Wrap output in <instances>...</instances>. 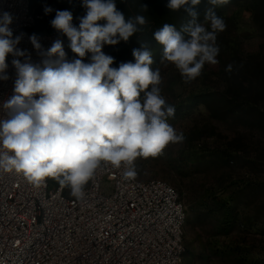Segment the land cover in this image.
Instances as JSON below:
<instances>
[{
    "label": "clouds",
    "instance_id": "clouds-1",
    "mask_svg": "<svg viewBox=\"0 0 264 264\" xmlns=\"http://www.w3.org/2000/svg\"><path fill=\"white\" fill-rule=\"evenodd\" d=\"M228 3L208 0L211 7L205 9L204 19L209 30L198 19L201 0H169L167 7L183 9L187 22L179 30L165 23L153 35L163 46L161 62L174 64L185 83L199 77L206 63H219L217 35L227 25L215 7ZM82 7L86 14L78 27L69 10H57L50 22L67 36L78 58L66 59L60 39L43 50L33 34L30 42L43 57L39 64L17 47L22 36L13 38L12 15L0 13V80L9 79V55L16 69L14 94L2 105L0 169L22 173L36 186L52 178L77 200L85 197V186L101 167H123L124 178L134 179L138 157H156L169 143L185 139L168 123L175 109L161 95L162 77L159 68H151L154 60L148 43L140 41L141 47L132 50L135 62H122L118 68L111 67L114 58L102 51L106 44L127 42L141 32L147 18L138 14L126 19L115 0H82ZM141 8L147 11L146 5ZM52 11L44 7L45 14ZM226 70L231 72L232 65Z\"/></svg>",
    "mask_w": 264,
    "mask_h": 264
},
{
    "label": "rangeland",
    "instance_id": "rangeland-1",
    "mask_svg": "<svg viewBox=\"0 0 264 264\" xmlns=\"http://www.w3.org/2000/svg\"><path fill=\"white\" fill-rule=\"evenodd\" d=\"M168 2L130 0L125 8L150 20L166 14L179 30L187 14ZM207 7L201 0L198 19L211 30ZM215 12L227 25L217 35L219 63H206L196 79L185 83L174 64L161 62L162 45L152 51L161 95L175 109L168 123L185 139L134 165L138 179H162L179 193L187 212L182 264H264V0H229Z\"/></svg>",
    "mask_w": 264,
    "mask_h": 264
},
{
    "label": "built area",
    "instance_id": "built-area-1",
    "mask_svg": "<svg viewBox=\"0 0 264 264\" xmlns=\"http://www.w3.org/2000/svg\"><path fill=\"white\" fill-rule=\"evenodd\" d=\"M3 12L12 15L13 38L22 36L17 47L32 63L43 59L30 42L33 34L43 50L60 39L69 57L63 35L34 31L42 15L30 0H0ZM12 59L6 60L9 79L0 80V118L14 94ZM123 171L101 167L77 200L48 178L36 186L22 173L0 169V264H182L187 212L179 193L162 179H125Z\"/></svg>",
    "mask_w": 264,
    "mask_h": 264
},
{
    "label": "trees",
    "instance_id": "trees-1",
    "mask_svg": "<svg viewBox=\"0 0 264 264\" xmlns=\"http://www.w3.org/2000/svg\"><path fill=\"white\" fill-rule=\"evenodd\" d=\"M130 0H115L116 7L119 11H121L125 18H131L134 17L126 8L125 6ZM31 2V8L35 13L42 15V19L38 22L37 27L35 28V32L41 33L43 31H52L56 32L58 34L63 35L62 33L58 32L57 30H50V29H42L40 28L41 25L48 24L49 28H52L51 24L48 22H51L52 19L55 18L56 11L57 10H69L73 14V24L75 26H79L80 20L79 18L84 16L86 14V9L82 7V0H30ZM36 6V8H35ZM48 6L53 9L51 13L45 14L44 7ZM171 15V14H170ZM173 15V14H172ZM165 18L163 20H148V24L146 26H143V30L141 32H138L131 36L127 42L121 40L116 45H104L102 48V51L106 55H110L114 58V63L111 65V67H119V64L122 62H135V58L132 55L133 49H139L141 47L140 41H146L152 51L158 48L160 44L155 41L153 33L160 29L165 23L171 24V19L166 14L163 15ZM101 25L105 24L106 21H99ZM64 36V35H63ZM65 37V36H64ZM66 38V37H65ZM68 43L70 44V41L68 38H66ZM90 56L89 53L85 58L84 62H90ZM75 58H78L76 54H74L70 49V54L67 60L71 61ZM153 65V64H152ZM151 65V68L153 69ZM154 70V69H153ZM241 90V88H239ZM143 93H141L142 95ZM243 94L238 93L236 94V98H241L242 100H245L242 96ZM49 179V178H48ZM50 182V180H49ZM52 185V183L50 182Z\"/></svg>",
    "mask_w": 264,
    "mask_h": 264
}]
</instances>
